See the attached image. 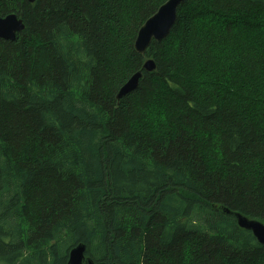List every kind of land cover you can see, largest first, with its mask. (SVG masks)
I'll use <instances>...</instances> for the list:
<instances>
[{
    "label": "trees",
    "instance_id": "obj_1",
    "mask_svg": "<svg viewBox=\"0 0 264 264\" xmlns=\"http://www.w3.org/2000/svg\"><path fill=\"white\" fill-rule=\"evenodd\" d=\"M164 1L0 0V264H264V0Z\"/></svg>",
    "mask_w": 264,
    "mask_h": 264
},
{
    "label": "water",
    "instance_id": "obj_2",
    "mask_svg": "<svg viewBox=\"0 0 264 264\" xmlns=\"http://www.w3.org/2000/svg\"><path fill=\"white\" fill-rule=\"evenodd\" d=\"M33 3L35 0H27ZM184 0H165L156 11L150 15L137 31L134 41V48L139 54H144L151 41H161L169 33L176 21L177 11ZM24 29L21 16L14 12L0 16V38L5 40H15L16 34ZM156 68V63L152 58H147L142 68L133 73L117 90L115 98L119 100L123 95L135 90L144 72H152ZM222 210L235 217L237 225L248 230L255 237L256 241L264 245V222L258 219L249 218L238 211L222 208ZM66 264H96L94 260L86 254L85 243L79 242L72 246L67 255Z\"/></svg>",
    "mask_w": 264,
    "mask_h": 264
}]
</instances>
